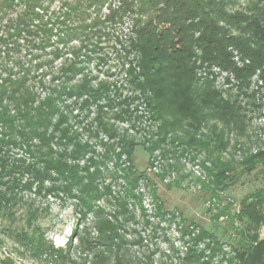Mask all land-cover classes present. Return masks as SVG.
Masks as SVG:
<instances>
[{"label": "rangeland", "instance_id": "obj_1", "mask_svg": "<svg viewBox=\"0 0 264 264\" xmlns=\"http://www.w3.org/2000/svg\"><path fill=\"white\" fill-rule=\"evenodd\" d=\"M119 5L0 0V78L24 74L32 107L51 104L45 140L4 149L21 169L0 183L23 185L5 222L28 231L33 213L36 232L69 255L56 264H264V58L252 65L242 52L263 46L246 22L264 26V0H232L221 25L234 65L253 66L249 78L194 48V87L229 106L224 116L203 108L197 120L157 112ZM3 230L0 259L54 264Z\"/></svg>", "mask_w": 264, "mask_h": 264}, {"label": "trees", "instance_id": "obj_2", "mask_svg": "<svg viewBox=\"0 0 264 264\" xmlns=\"http://www.w3.org/2000/svg\"><path fill=\"white\" fill-rule=\"evenodd\" d=\"M231 1L120 0V13L131 16L133 22L135 38L131 39V44L139 54L144 86L152 93L157 112L186 113L193 120H197L203 108L220 116L228 114V103L218 99L213 90L194 87L191 59L194 48L198 47L203 59L211 66L233 71L240 79H247L252 75L253 66L236 67L227 51L233 42L231 38L225 37V27L221 25L228 26L230 23L225 10ZM252 13L255 17V14L260 15L262 11L254 9ZM256 18L251 19L253 22L246 23L261 39L263 46L257 50H242L252 65L264 58V26H258ZM261 21L264 22V18ZM11 71L10 69L6 72L7 78H0V179L3 178L2 174L6 173V177H10L9 174H19L21 169L4 159L5 148L17 149L32 139H46L43 129L48 123V109L51 107L49 103L32 107L35 98L25 85L26 76L22 74L16 78L13 74L14 78H11ZM4 102L13 105L14 114H10ZM40 155L43 156L41 152ZM42 163L47 164V161ZM56 166V171L59 172V166ZM39 174L35 167L30 173L32 179ZM22 187L15 177L0 183V228L16 244L23 247L30 257L46 263H63L69 255L48 245L43 236L36 232L32 224L36 219L33 213L27 211L23 217L25 224L32 228L28 231L24 225L15 226L5 222L13 217L17 197L15 191ZM2 245L3 240H0V246ZM0 264L16 263L7 255L0 259Z\"/></svg>", "mask_w": 264, "mask_h": 264}]
</instances>
